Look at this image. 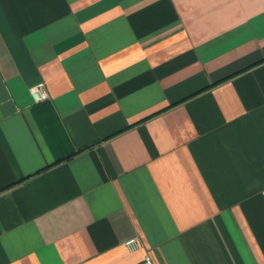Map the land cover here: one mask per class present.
Here are the masks:
<instances>
[{
    "label": "crops",
    "instance_id": "crops-1",
    "mask_svg": "<svg viewBox=\"0 0 264 264\" xmlns=\"http://www.w3.org/2000/svg\"><path fill=\"white\" fill-rule=\"evenodd\" d=\"M145 255L264 264V0H0V264Z\"/></svg>",
    "mask_w": 264,
    "mask_h": 264
},
{
    "label": "built area",
    "instance_id": "built-area-1",
    "mask_svg": "<svg viewBox=\"0 0 264 264\" xmlns=\"http://www.w3.org/2000/svg\"><path fill=\"white\" fill-rule=\"evenodd\" d=\"M28 93L32 98L33 102H38L47 98V92L42 82H38L33 84L28 88ZM125 244L129 247H134V240L130 239L125 242ZM139 264H154L149 255H145L139 262Z\"/></svg>",
    "mask_w": 264,
    "mask_h": 264
},
{
    "label": "trees",
    "instance_id": "trees-1",
    "mask_svg": "<svg viewBox=\"0 0 264 264\" xmlns=\"http://www.w3.org/2000/svg\"><path fill=\"white\" fill-rule=\"evenodd\" d=\"M118 132H120V131H118ZM118 132H116V133H118ZM115 134V133H114ZM88 146H85V147H83V148H80V150H83V149H85V148H87ZM78 151H79V149H78Z\"/></svg>",
    "mask_w": 264,
    "mask_h": 264
}]
</instances>
